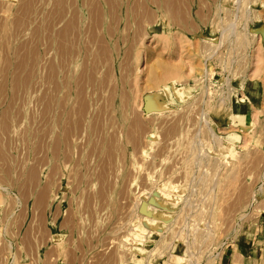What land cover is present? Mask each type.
Masks as SVG:
<instances>
[{
	"label": "rangeland",
	"instance_id": "rangeland-1",
	"mask_svg": "<svg viewBox=\"0 0 264 264\" xmlns=\"http://www.w3.org/2000/svg\"><path fill=\"white\" fill-rule=\"evenodd\" d=\"M261 221L264 0H0V264H229Z\"/></svg>",
	"mask_w": 264,
	"mask_h": 264
},
{
	"label": "crops",
	"instance_id": "crops-1",
	"mask_svg": "<svg viewBox=\"0 0 264 264\" xmlns=\"http://www.w3.org/2000/svg\"><path fill=\"white\" fill-rule=\"evenodd\" d=\"M261 223L264 224L262 221ZM262 239H264V233L246 236L240 243L241 245L238 244V250L232 252L229 264H233L235 261L238 264H264V243L260 245Z\"/></svg>",
	"mask_w": 264,
	"mask_h": 264
},
{
	"label": "bare ground",
	"instance_id": "bare-ground-1",
	"mask_svg": "<svg viewBox=\"0 0 264 264\" xmlns=\"http://www.w3.org/2000/svg\"><path fill=\"white\" fill-rule=\"evenodd\" d=\"M176 90H177V89H176ZM178 90H179V89H178ZM227 138H228V137H227ZM228 139H229V138H228ZM218 141H219V140H218ZM220 142H221V141H220ZM236 142H237V139H234V143H235V144H236ZM227 143L231 144V146L233 145V141H227ZM229 144H228V145H229ZM231 146H229V147H231ZM217 147H218V148H217V151H221V152H224V151H225V148H224L225 146H223L222 143H221V144L219 143V144L217 145ZM226 148H227V147H226ZM211 149H212V148H211ZM211 151L213 152V150H211ZM216 160H217V159H216ZM214 162H215V161H214ZM213 164H214V163H213ZM215 168H216V167H215ZM213 179H214V178H213ZM210 180H211V179H210ZM208 182H209V181H208ZM207 189H208V188H207ZM211 190H212V189H211ZM160 191H161V193H160L161 195H164V194H165V193L163 194L162 190H160ZM211 192H212V191H211ZM207 195H208V194H207ZM158 197H159V196H158ZM160 198H162V197L160 196L158 199H155L154 197H152V198H151V202H152V203H156V202H157V203H160V202H162V200H161ZM188 201H189V200H188ZM189 203H190V202H189ZM202 206H203V204H202ZM154 207H155V206H154ZM151 209H152V208H151ZM151 209L148 208V207L146 206L145 203H143L142 206H141V210L144 211L147 215L153 214ZM155 210H156V209H155ZM158 210H159V209H157V212H158ZM163 211H165V210H163ZM163 213H164V212H163ZM165 214H166V213H165ZM153 219H154V218H153ZM147 222H148V221H147ZM154 222H155V221H154ZM151 223H152V222H151ZM151 223H150V224H151ZM147 224H149V223H147ZM147 224H146V225H147ZM208 234H209V233H208ZM137 235H138V234H137ZM177 258H178V257H177ZM177 260H178V259H177ZM176 264H177V262H176Z\"/></svg>",
	"mask_w": 264,
	"mask_h": 264
}]
</instances>
